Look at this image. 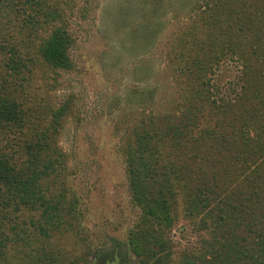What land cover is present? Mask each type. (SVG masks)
Instances as JSON below:
<instances>
[{
	"label": "rangeland",
	"instance_id": "obj_1",
	"mask_svg": "<svg viewBox=\"0 0 264 264\" xmlns=\"http://www.w3.org/2000/svg\"><path fill=\"white\" fill-rule=\"evenodd\" d=\"M196 1L200 0H78L70 22L74 68L61 72L39 64L26 76L28 87L21 94L39 115V132L47 128L53 109L69 105L70 110L54 136L55 160L36 196L38 205L42 198L55 209L18 206L11 194L2 195L0 219L13 229L16 256L33 259L51 254L55 264H142L130 245L142 210L131 197L125 172L126 131L145 113L156 117L153 122L160 129L163 124L182 122L186 130L194 129L193 138L172 158L191 160L187 154L194 150L199 162L210 156L206 132L220 128L230 134L233 122L229 112L213 116L215 109L203 99L187 102L186 83L179 80L174 88L171 70L165 68L177 54L176 61L194 64L191 82L196 85L198 63L208 65L215 57V36L206 29L207 21L195 25L198 18L190 6ZM186 18L190 27L181 24ZM184 36L188 39L182 40ZM228 48L222 46L219 54ZM248 66L243 75L245 69L231 55L215 66L214 86L221 93L248 81L249 92L238 111L252 101V91L264 95V79L256 75V63ZM173 91L174 103L170 101ZM174 111L184 116L179 123L163 119L164 113L171 117ZM257 112L264 117V106L259 105ZM252 165L250 160L243 166ZM174 215L175 224L166 236L167 264L204 259L208 231L201 230L200 220L187 216L182 203Z\"/></svg>",
	"mask_w": 264,
	"mask_h": 264
},
{
	"label": "trees",
	"instance_id": "obj_2",
	"mask_svg": "<svg viewBox=\"0 0 264 264\" xmlns=\"http://www.w3.org/2000/svg\"><path fill=\"white\" fill-rule=\"evenodd\" d=\"M77 2L0 0V202L8 192L18 206L55 209L42 198L44 202L38 205L36 196L53 166L54 136L63 126L69 105L53 109L47 128L39 132V115L21 94L28 87L26 76L39 64L61 72L74 68L70 22ZM190 7L198 18L195 25L207 21L206 29L214 34L215 57L208 65L198 63L196 85L191 82L194 64L176 61L177 54L165 68L171 70L174 88L179 80L186 83L183 97L187 102L205 100L215 109L213 116L230 113V134L217 127L207 131L210 156L197 162L198 152L194 155L193 150L187 154L191 160L180 161L172 156L185 148L182 144L192 141L194 129L186 130L179 123L184 116H178V111L171 117L163 114V119L177 125L163 124L160 129L153 122L156 117L145 113L129 127L124 136L125 172L131 197L142 210L130 245L142 264H167L170 242L166 236L182 203L187 216L200 220L201 230L209 234L204 259L190 264H264V117L257 112L259 105L264 106V95L252 91V101L238 111L249 92L248 81L224 93L214 86L215 66L229 55L245 69L243 75L254 61L256 75L264 79V0H200ZM188 22L186 18L181 24L190 27ZM222 46L230 48L219 54ZM176 95L173 91L172 103L177 101ZM250 160L253 167H244ZM197 182L205 186H196ZM4 222L0 219V264H55L51 254L33 259L16 256L13 229Z\"/></svg>",
	"mask_w": 264,
	"mask_h": 264
}]
</instances>
